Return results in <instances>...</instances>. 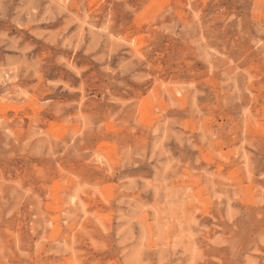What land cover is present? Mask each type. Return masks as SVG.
<instances>
[{"label":"rangeland","instance_id":"1","mask_svg":"<svg viewBox=\"0 0 264 264\" xmlns=\"http://www.w3.org/2000/svg\"><path fill=\"white\" fill-rule=\"evenodd\" d=\"M0 264H264V0H0Z\"/></svg>","mask_w":264,"mask_h":264}]
</instances>
